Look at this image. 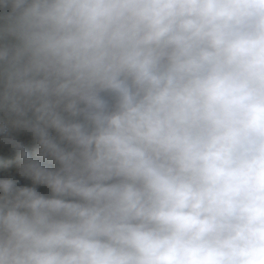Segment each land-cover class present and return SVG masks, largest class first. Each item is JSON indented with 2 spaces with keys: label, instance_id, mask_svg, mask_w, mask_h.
Returning <instances> with one entry per match:
<instances>
[{
  "label": "clouds",
  "instance_id": "obj_1",
  "mask_svg": "<svg viewBox=\"0 0 264 264\" xmlns=\"http://www.w3.org/2000/svg\"><path fill=\"white\" fill-rule=\"evenodd\" d=\"M0 264H264V0H0Z\"/></svg>",
  "mask_w": 264,
  "mask_h": 264
},
{
  "label": "trees",
  "instance_id": "obj_2",
  "mask_svg": "<svg viewBox=\"0 0 264 264\" xmlns=\"http://www.w3.org/2000/svg\"><path fill=\"white\" fill-rule=\"evenodd\" d=\"M22 140L25 142V146H26L27 150L29 151V154L34 155L35 154V144L31 140V137L30 136H23Z\"/></svg>",
  "mask_w": 264,
  "mask_h": 264
}]
</instances>
